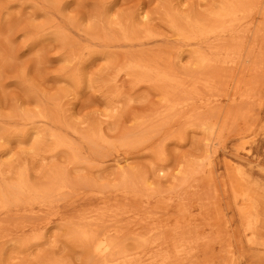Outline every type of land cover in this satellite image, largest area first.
<instances>
[{
  "label": "rangeland",
  "instance_id": "obj_1",
  "mask_svg": "<svg viewBox=\"0 0 264 264\" xmlns=\"http://www.w3.org/2000/svg\"><path fill=\"white\" fill-rule=\"evenodd\" d=\"M0 264H264V0H0Z\"/></svg>",
  "mask_w": 264,
  "mask_h": 264
},
{
  "label": "bare ground",
  "instance_id": "obj_2",
  "mask_svg": "<svg viewBox=\"0 0 264 264\" xmlns=\"http://www.w3.org/2000/svg\"><path fill=\"white\" fill-rule=\"evenodd\" d=\"M200 69H201V68H200ZM239 176H240V175H239ZM241 180H242V179H241ZM97 250H99V245L97 246ZM99 253H101L100 250L98 251V254H99ZM93 254H94V253H93ZM106 255H107V254H106ZM108 256H109V255H107V257H108ZM93 258H94V257H93ZM98 258H99V257H98ZM107 262H108V261H107Z\"/></svg>",
  "mask_w": 264,
  "mask_h": 264
}]
</instances>
